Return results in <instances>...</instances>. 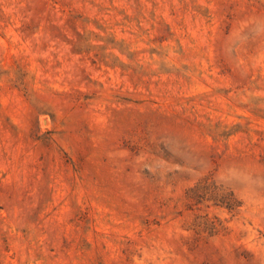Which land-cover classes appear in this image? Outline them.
Here are the masks:
<instances>
[{
	"label": "rangeland",
	"instance_id": "1",
	"mask_svg": "<svg viewBox=\"0 0 264 264\" xmlns=\"http://www.w3.org/2000/svg\"><path fill=\"white\" fill-rule=\"evenodd\" d=\"M0 264H264V0H0Z\"/></svg>",
	"mask_w": 264,
	"mask_h": 264
}]
</instances>
